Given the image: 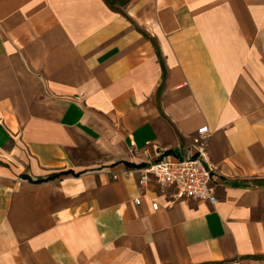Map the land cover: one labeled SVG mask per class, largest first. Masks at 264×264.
<instances>
[{
    "label": "crops",
    "instance_id": "0c3cea01",
    "mask_svg": "<svg viewBox=\"0 0 264 264\" xmlns=\"http://www.w3.org/2000/svg\"><path fill=\"white\" fill-rule=\"evenodd\" d=\"M0 264H264V0H0Z\"/></svg>",
    "mask_w": 264,
    "mask_h": 264
},
{
    "label": "built area",
    "instance_id": "2783aa9c",
    "mask_svg": "<svg viewBox=\"0 0 264 264\" xmlns=\"http://www.w3.org/2000/svg\"><path fill=\"white\" fill-rule=\"evenodd\" d=\"M197 137L193 142L195 152L185 159L168 161L161 157L153 162L140 165L138 173V186L145 188L150 181L158 188L160 193L171 190L170 202L196 201L208 205H215L213 169L208 163L207 141L210 132L207 127H202L196 132ZM140 204L139 200L135 201ZM152 210L157 211L158 205L153 202Z\"/></svg>",
    "mask_w": 264,
    "mask_h": 264
}]
</instances>
